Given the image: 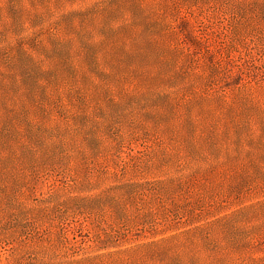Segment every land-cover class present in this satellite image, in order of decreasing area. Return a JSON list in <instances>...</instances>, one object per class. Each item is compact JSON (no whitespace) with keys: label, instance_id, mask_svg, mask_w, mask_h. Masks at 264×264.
I'll return each mask as SVG.
<instances>
[{"label":"rangeland","instance_id":"rangeland-1","mask_svg":"<svg viewBox=\"0 0 264 264\" xmlns=\"http://www.w3.org/2000/svg\"><path fill=\"white\" fill-rule=\"evenodd\" d=\"M0 264H264V0H0Z\"/></svg>","mask_w":264,"mask_h":264}]
</instances>
